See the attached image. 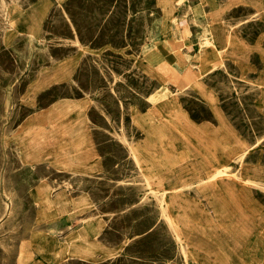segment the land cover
I'll return each mask as SVG.
<instances>
[{
  "label": "rangeland",
  "instance_id": "374dc122",
  "mask_svg": "<svg viewBox=\"0 0 264 264\" xmlns=\"http://www.w3.org/2000/svg\"><path fill=\"white\" fill-rule=\"evenodd\" d=\"M175 4L185 25L198 0ZM262 16L254 9L223 15L243 29L248 47L263 36L264 53ZM160 19V0H0V264H226L217 242L228 239L221 227L235 220L237 207L219 205L222 187L245 198L238 204L242 215L264 218L260 51L249 53L255 70L244 76L228 60L177 90L168 81L186 82L196 60L184 66L179 53L162 45L169 34L158 30ZM192 32L187 52L195 58V27ZM147 51L157 69L136 64ZM195 82L215 96L258 183L226 180L213 193L187 190L171 210L170 184L156 146L146 142V126L170 93L194 127H219L208 102L192 89ZM231 165L222 175L237 179L240 164ZM207 222L214 240L194 230ZM252 242L256 249L247 240L236 253L263 261L258 228Z\"/></svg>",
  "mask_w": 264,
  "mask_h": 264
},
{
  "label": "crops",
  "instance_id": "0c3cea01",
  "mask_svg": "<svg viewBox=\"0 0 264 264\" xmlns=\"http://www.w3.org/2000/svg\"><path fill=\"white\" fill-rule=\"evenodd\" d=\"M160 6L161 19L159 22L162 25L159 26L158 30L162 28L168 31L169 34L168 37L162 40V45L164 44V47L172 53H179L183 59L184 66L187 62H192V59L196 60L195 63H192L194 69L189 67L186 70V72L189 70L190 75L186 82L177 80L168 81L177 90L188 87L190 78L195 77L201 79L210 74H214L228 60L238 65L242 76L246 75L248 71L255 70V67L250 63L249 59V53L254 49L260 51L261 59L264 60V53L260 48L263 42V36L258 38L254 47L250 48L245 42L243 29L227 24L223 17L225 12H234L242 9H254L262 16L264 14L263 0H198L197 9L194 10L191 19H188L184 26L178 20V9L175 0H160ZM194 27L197 37V55L195 58H191L187 51L192 48V44L194 43L192 39ZM153 39L152 44L154 43ZM152 56L153 54L147 51L137 60L136 64L157 69L152 60ZM214 57L217 61H214L216 60ZM208 58H211V61ZM208 61H210L209 65H204L205 68L202 69L204 67L202 65L208 64ZM262 65L264 66V63ZM205 69L206 71L204 72ZM257 84L260 89L257 106L263 107V72L258 74ZM159 86L162 87L161 91L162 95H164L165 87L161 83H159ZM192 89L197 91L208 102L209 108L212 113L214 112L215 117L219 121V127L214 125L213 128L211 126L213 124L209 122L202 124L198 128L194 127L192 119L181 110L178 98L170 93L167 95V98L161 101L159 109L160 115L157 116V114L155 117H152V120L146 126V142L149 145L156 146L161 161V171L164 176V181H168L170 184L169 187L165 185V188L167 191V202L171 210L172 204L175 202L178 194L181 193L180 195H182L187 190H210L213 193L217 187L227 182L226 180H230L229 182L244 181L250 184L257 183L254 179L258 177L257 173L251 171V167L244 161L247 156V150L237 144L235 135H232L226 128V123L216 107L215 96L201 82H195ZM147 112L152 113L149 109ZM218 128L219 130L217 131ZM235 160L240 164L238 168L240 176L238 178L240 177L241 180L237 178L238 181L233 178L227 179L228 174L222 175L226 169L232 168L231 163ZM166 177L168 178L166 179ZM222 188L223 198L221 197L222 201L219 202V205L237 207L235 220H231L226 226L221 227L222 233L228 236L227 240L224 238L217 242L220 247L222 259H225L226 264H264V260L262 262V258L260 257L256 263L236 253L239 247L245 248L247 240L249 248L256 249V245L252 242L253 232L258 228L261 233H264V218L262 219L261 216L258 218L253 212H249L248 217L245 214L242 215L241 211L243 213L244 209L239 208L238 204L239 201H244L245 198L240 199L238 194L229 186ZM216 199L218 198L216 197ZM183 224L186 227L185 223ZM194 230L206 241L210 239L214 240V231L211 230L209 222ZM203 247L204 244L199 245V248Z\"/></svg>",
  "mask_w": 264,
  "mask_h": 264
},
{
  "label": "bare ground",
  "instance_id": "6f19581e",
  "mask_svg": "<svg viewBox=\"0 0 264 264\" xmlns=\"http://www.w3.org/2000/svg\"><path fill=\"white\" fill-rule=\"evenodd\" d=\"M4 11H5V10H4ZM5 13H6V12H5ZM2 14H3V13H2ZM197 18H198V17H197ZM199 18H201V17H199ZM183 26H184V25H183ZM39 27H40V24L38 23L37 28H39ZM188 28H189V27H188ZM185 29H186V28H185ZM176 32H177V30H176ZM176 32H175V33H176ZM47 34H48V33H47ZM186 34H187V33H186ZM181 36H182V35H181ZM204 46H205V45H204ZM201 50H202V49H201ZM204 50H205V49H204ZM205 51H206V50H205ZM215 51H216V49H215ZM206 52H207V51H206ZM208 52H209V51H208ZM211 52H212V51H211ZM213 53H214V51H213ZM217 53H218V52H217ZM217 53H216V54H217ZM220 54H221V53H220ZM214 55H215V54H214ZM201 56H202V55H201ZM203 56H204V55H203ZM208 56H209V53H208ZM208 56H207V57H208ZM215 56H216V55H215ZM218 56H219V55H218ZM207 57H206V58H207ZM214 58H215V57H214ZM208 59H210V61H211V58H208ZM215 59H216V58H215ZM219 59H220V58H219ZM203 61H205V60L203 59ZM210 61H208V64H203L202 66H204V65H209V62H210ZM214 61H217V59L214 60ZM214 61H213V62H214ZM203 63H205V62H203ZM211 63H212V62H211ZM198 64H199V63H198ZM210 65H211V64H210ZM211 66H212V65H211ZM197 67H198V66H197ZM208 67H210V66H208ZM208 67H207V68H208ZM203 68H205V66L202 67V69H203ZM210 68H211V67H210ZM210 68H208V69H210ZM153 69H154V68H153ZM216 69H217V68H216ZM150 70H151V68H150ZM199 70H200V69H199ZM205 71H206V69L204 70V72H205ZM149 72H150V71H149ZM151 72H152V71H151ZM200 72H202V71L200 70ZM150 75H151V74H150ZM199 76H200V75H199ZM199 76H198V77H199ZM199 78H200V77H199ZM167 81H168V80H167ZM43 85H45V84H41V87H43ZM34 88H35V89H38V88H36V86H34ZM172 104H173V103H172ZM169 105H170V104H169ZM176 105H177V104H176ZM164 107H165V106H164ZM170 107H171V105H170ZM166 108H167V107H166ZM168 108H169V107H168ZM156 109H158V108H156ZM166 110H167V109H166ZM169 110H170V109H169ZM173 110H174V109H173ZM159 111H160V110H159ZM174 112H175V111H174ZM157 116H159V115H157ZM46 120H47V119H46ZM43 122H44V121H43ZM44 124H45V122H44ZM33 127H34V126H33ZM30 129H31V128H30ZM32 129H33V128H32ZM38 129H39V128H38ZM53 129H54V128H53ZM27 130H28V129H27ZM51 130H52V129H51ZM54 130H55V129H54ZM41 131H43V130L41 129ZM62 131H63V130H62ZM27 132H28V131H27ZM55 132H56V131H55ZM34 133H35V132H34ZM37 133H38V132H37ZM40 133H41V132H40ZM40 133H39V134H40ZM46 133H47V132H46ZM50 133H51V132H50ZM41 134H42V133H41ZM57 134H58V133H57ZM57 134H56V135H57ZM77 134H78V133H77ZM22 135H23V133H22ZM26 135H27V134H26ZM40 136H41V135H40ZM40 136H39L38 138H40ZM27 137H28V136H27ZM29 137H30V136H29ZM29 137H28V138H29ZM34 137H35V136H34ZM36 137H37V136H36ZM51 137H52V136H51ZM59 137H60V136H59ZM19 140H20V139H19ZM34 140H36V139H34ZM36 141H37V140H36ZM36 141H35V142H36ZM39 141H41V140H39ZM31 142H32V141H31ZM43 142H44V140H43ZM35 144H36V143H35ZM42 144H43V143H42ZM257 144H258V143H257ZM29 145H31V143H30ZM36 145H37V144H36ZM38 146H39V144L37 145V147H38ZM33 147H34V146H33ZM39 147H40V146H39ZM31 148H32V147H30V149H31ZM40 148H41V147H40ZM33 151H34V150H33ZM33 151H32V152H33ZM40 151H41V150H40ZM42 151H43V150H42ZM243 152H244V151H243ZM33 154H34V153H33ZM35 154H37V153H35ZM245 156H246V155H245ZM243 158H244V157H243ZM28 159H29V158H28ZM242 160H243V159H242ZM33 163H34V162H33ZM77 165H79V164H77ZM51 168H52V167H51ZM224 174H225V173H224ZM214 177H215V176H214ZM212 178H213V177H212ZM212 178H211V179H212ZM238 179H240V177H239ZM213 180H214V179H213ZM236 180H237V179H236ZM240 180H241V179H240ZM203 183H204V182H203ZM248 183H249V182H248ZM255 183H256V182H255ZM257 183H258V182H257ZM182 186H183V185H182ZM52 187H53V186H52ZM31 197H32V196H31ZM33 199H34V198H33ZM62 204H63V203H62ZM37 206H38V205H37ZM37 211H39V210H37ZM43 211H44V210H43ZM39 212H40V211H39ZM10 214H11V213H10ZM36 214H39V213L37 212ZM11 215H12V214H11ZM13 216H14V215H13ZM36 218H37V217H36ZM10 219H11V218H10ZM39 219H40V215H39ZM168 219L170 220L169 217H168ZM33 220H34V219H33ZM36 220H37V219H36ZM38 221H39V220H38ZM30 223H31V222H30ZM33 223H34V222H33ZM44 223H45V222H44ZM24 225H25V224H24ZM35 225H36V224H35ZM23 227H26V228L28 229V226H23ZM32 228H33V227H32ZM38 228H39V227H38ZM43 228H44V227H43ZM22 229H23V228H22ZM29 229H30V227H29ZM32 231L34 232V230H32ZM37 231H38V230H37ZM39 231H40V230H39ZM24 232H25V231H24ZM28 233H29V231H28ZM31 233H32V232H31ZM23 235H24V234H23ZM23 235H22V236H23ZM25 236H27V235H25ZM28 236H29V235H28ZM30 236H31V235H30ZM30 236H29V237H30ZM27 238H28V237H27ZM27 238H25V239H27ZM20 245H21V244H20ZM18 246H19V245H18ZM19 249H20V248H19ZM65 249H66V248H65ZM63 250H64V249H63ZM20 251H21V250H20ZM20 251H19V252H20ZM22 252H23V251H22ZM7 254H8V253H7ZM17 255H18V254H17ZM22 255H23V254H22ZM60 256H61V255H60ZM12 257H13V256H12ZM30 257H31V256H30ZM66 257H67V256H66ZM77 257H78V256H77ZM20 258L23 259L22 256H21ZM65 259H66V258H65ZM67 259H68V258H67ZM67 259H66V260H67ZM258 259H259V258H258ZM23 260H24V259H23ZM60 260H61V258H60ZM17 261H18V260H17ZM17 261H16V262H17ZM62 261H63V260H62ZM262 262H263V261H262ZM17 263L19 264V262H17ZM62 263H63V262H62ZM20 264H21V263H20ZM60 264H61V263H60Z\"/></svg>",
  "mask_w": 264,
  "mask_h": 264
}]
</instances>
